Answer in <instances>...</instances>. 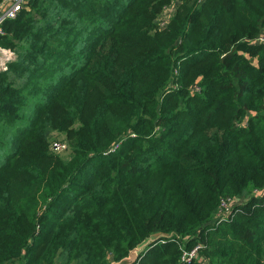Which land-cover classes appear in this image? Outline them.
<instances>
[{"label": "trees", "instance_id": "16d2710c", "mask_svg": "<svg viewBox=\"0 0 264 264\" xmlns=\"http://www.w3.org/2000/svg\"><path fill=\"white\" fill-rule=\"evenodd\" d=\"M2 29L0 264L151 236L133 264H264V0H25Z\"/></svg>", "mask_w": 264, "mask_h": 264}, {"label": "built area", "instance_id": "2783aa9c", "mask_svg": "<svg viewBox=\"0 0 264 264\" xmlns=\"http://www.w3.org/2000/svg\"><path fill=\"white\" fill-rule=\"evenodd\" d=\"M24 1L25 0H3L0 2V34L3 33L2 24L6 20L17 18L19 12L23 7ZM259 40L264 41V37ZM13 60L14 58L12 56V53L10 52V49L0 48V72L8 70L9 64ZM64 148H66L65 143L59 141L54 143L55 150H62ZM225 203H228L229 206L233 204L229 201L224 202L223 207ZM224 209L226 210V208ZM196 257H198L197 251L193 250L185 253L183 260H185L186 262H192Z\"/></svg>", "mask_w": 264, "mask_h": 264}, {"label": "water", "instance_id": "95a60500", "mask_svg": "<svg viewBox=\"0 0 264 264\" xmlns=\"http://www.w3.org/2000/svg\"><path fill=\"white\" fill-rule=\"evenodd\" d=\"M157 238H159V236L158 237L151 236L146 241H144L139 246H137L135 249L131 250L128 256L122 258L119 261H114L111 264H133L137 260L140 253L145 250L147 245H149Z\"/></svg>", "mask_w": 264, "mask_h": 264}, {"label": "rangeland", "instance_id": "374dc122", "mask_svg": "<svg viewBox=\"0 0 264 264\" xmlns=\"http://www.w3.org/2000/svg\"><path fill=\"white\" fill-rule=\"evenodd\" d=\"M172 14H173L172 9L169 10V11H166L164 13V15L162 16V19L160 21L161 25H162V27L160 28L161 30L164 29L167 26V24L169 23V20L171 19ZM10 52L12 53V56H13L14 60L17 59L18 55L16 54V51L13 50V49H10ZM60 139L64 140V137L62 136V137H60ZM56 151L59 154H61L64 158L69 157V155H70V150L69 149L68 150L63 149V150H60V151L56 150ZM238 201H240V200H238ZM236 204H239V202H234L230 206H229L228 203H225L224 208H226V211H227V210H229L231 207H233Z\"/></svg>", "mask_w": 264, "mask_h": 264}]
</instances>
